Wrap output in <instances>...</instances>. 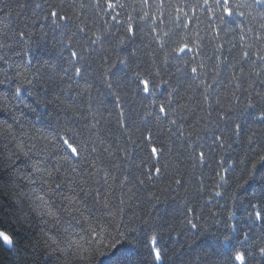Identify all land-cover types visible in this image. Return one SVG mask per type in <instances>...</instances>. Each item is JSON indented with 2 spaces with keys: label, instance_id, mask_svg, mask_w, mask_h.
<instances>
[{
  "label": "snow or ice",
  "instance_id": "6c2138e0",
  "mask_svg": "<svg viewBox=\"0 0 264 264\" xmlns=\"http://www.w3.org/2000/svg\"><path fill=\"white\" fill-rule=\"evenodd\" d=\"M90 6L98 14L110 17L116 31H111L112 25L108 20L104 21L106 27L103 33L91 31L85 23L87 17L84 13V0H67V7L65 0H59V3L43 0L34 5L31 25L33 28L38 25L41 40L47 37L45 28L49 26L48 22L54 29H61L68 24L75 28L67 36L61 31L60 39L56 41L60 45L61 59L68 65L60 67L61 81L65 77L70 81L73 79L69 76L70 70L74 77L83 78L90 66L80 63L85 61L86 55L91 57L98 51L107 50L123 51L130 41L135 40L137 33H143L146 27V35L149 37V42L145 45L149 49L146 53L148 67L142 68L137 64L138 70L132 73L137 94L142 93L145 99H149L153 109L145 111L142 119L145 123L149 119L167 123L169 139L180 138L181 147L190 150L188 158L193 162V168L196 165L210 167L209 159L215 149L225 148V138L222 134H215L209 125V118L216 112L218 120L225 123L232 120V110L241 102L238 93L244 94V108L259 109V120L264 122V91L255 87L258 83L264 85V0H195L190 4L186 0H168L167 4L165 0H139L137 4L133 0L131 5L122 3L121 0H90ZM27 7L28 4L16 0L15 9L20 10L16 15L19 17ZM117 8H131V11H125V18L120 19L121 12L116 11ZM15 9L8 4L0 7V68L3 69L0 72V168L10 180L15 178L16 185L26 184L29 188L28 193H22L14 201L21 225L26 230H38L34 233L35 242L29 241L25 247L40 248L46 258L57 257L59 264H97L98 257L107 260L108 264H128L120 246L128 241L130 233L137 230L136 227H130L137 217L133 213L125 221V202L122 197L119 198V206L113 207V186L117 181L121 189L126 185L144 186L146 181L152 182L155 178L165 176L169 164L167 161L161 163V158L171 154L172 148L169 147L166 153L163 143L157 147L151 130L146 128L147 134L142 135L141 139L151 144V164L141 161L137 168H146V171L142 170L139 175L129 172L120 179L105 168L104 156L114 157L116 153H122V158L130 159L128 149L121 147L118 141L113 145L101 137L100 121L97 114L91 112V106L88 115L81 117L88 122L78 130L64 127L54 129L48 135L38 129L39 136L30 135L34 125L28 120V112L34 109L24 103V94L39 89L46 96L51 77L46 79L41 68H55L56 65L51 59L42 63L37 61V65H33V33L15 29L6 23ZM35 10H42V15L37 16ZM201 14L207 21L205 30H211L213 40L219 39L223 32L225 36H232L231 40L226 41L229 53L239 49L236 55L225 56V44H215L214 51L219 54L215 56L211 83L207 80L209 73L203 71L206 67L204 60L197 61L204 48L199 30ZM193 25L194 27H190ZM24 27H29L27 21ZM181 30L185 34L180 35L179 40H173L170 45L169 41ZM78 34L86 37L83 44L75 39ZM106 41L108 49L104 47ZM20 45L23 47L17 51ZM65 50L69 54L67 58L62 56ZM157 53H160L159 59ZM136 55L137 49L133 48L129 55L121 56L117 53L115 60L109 55L100 56L103 83L113 95L118 109V126L125 136V142L133 145L137 143L132 139L131 130L134 125L126 117L121 104L119 90L123 81L116 69L117 65L129 68L130 57ZM185 56L188 58L185 59ZM13 57L20 62L15 63ZM173 61L176 62V73H182L195 82L188 84L184 95L180 92V77L177 76V86L173 87L171 74L169 78H164L161 72V65L167 67ZM222 67L231 70L229 84L232 90L224 97L212 95V90L221 83L219 77ZM201 76L205 78L201 79ZM66 87L71 89L72 83H68ZM91 87L90 83H85L86 90ZM56 99L59 100V97ZM76 115L79 117L80 113L77 112ZM213 124L219 129L218 123ZM240 130L241 125L236 123V135L240 134ZM247 143L250 146L256 145L249 149L253 154L251 157L248 152L239 161L226 162L221 157L217 169H213V179L216 182L212 192L215 197L225 195L220 189H227L229 173L234 165H250V168L241 169L249 176L257 170V165L264 168V135L258 137L256 132H252L247 137ZM227 147L230 148L231 145L228 144ZM113 167L119 169L120 165ZM170 182L177 186L184 184L182 178L175 174ZM198 182L200 191H203V177ZM247 183L245 180L244 184ZM236 187L240 188L242 185L237 184ZM154 198L159 202V197ZM252 198L256 202L249 204L247 215L250 219L264 223V189H261L259 196L254 191ZM232 199H235L234 192ZM233 216L234 213H228L229 219ZM201 218V213L195 207H186L184 219L180 221L182 230L202 232L205 225L199 223ZM140 223L151 229L147 241L153 264H167V252L160 246V236L156 231L158 226L152 223L151 213L141 219ZM225 227L233 232L236 230L235 223L226 224ZM19 235V232L0 230V246L9 250L16 248L21 243L17 239ZM179 235L180 232H177V236ZM222 239L226 243L232 237L224 235ZM248 239L249 233L244 232L243 239L238 244L242 246ZM217 243H220L219 239ZM259 253L264 255V246L259 247ZM250 255L251 252L246 253L237 247L228 253L222 264H247L246 257ZM199 260L197 257L194 264H199Z\"/></svg>",
  "mask_w": 264,
  "mask_h": 264
},
{
  "label": "trees",
  "instance_id": "16d2710c",
  "mask_svg": "<svg viewBox=\"0 0 264 264\" xmlns=\"http://www.w3.org/2000/svg\"><path fill=\"white\" fill-rule=\"evenodd\" d=\"M21 2L28 4V7L18 17L16 12L20 10L15 9L16 0H0V7L8 4L15 9L10 20L6 21V23H9L15 29L33 33L31 54L34 66L37 65V61L42 63L44 60L49 59L56 65L55 68H41V72L46 79L51 77V82L48 86L49 91L46 96L39 89L24 94V103L34 109V111L28 112V120L34 125L29 132L30 135L39 136L40 132L37 131L38 129L43 130L44 134L48 135L54 129L64 127L78 130L84 123L88 122L81 117L88 115L89 106H91V112H95L97 119L100 121L101 137L113 145L118 141L121 147H127L128 149L130 159L122 158V153H116L114 157L104 156L105 168L109 169L111 174L118 176L120 179L129 172L139 175L142 170L146 171V168H137L141 161L151 164V144L145 143L141 139L142 135L147 134L146 128L151 130L157 147L163 143L166 147V153L169 147L172 148L171 154L161 158V163L167 161L169 164L168 172L165 176L155 178L152 182L146 181L144 186L136 185L133 187V185H126L121 189L118 181L113 186L114 190L111 198L113 207L119 206L118 201L122 197L125 202L123 205L125 208V221L132 217L133 213L137 217L134 223L130 225V227H136L137 229L128 236V241H131V243L126 241L120 246L123 258L128 264H153L152 257L149 255L147 241V236L151 229L140 223L141 219L149 216V213H151L152 223L158 226L156 231L160 236V246L167 252V264H190V262L194 264L197 257L200 258L199 264H222L228 253L237 247H240L246 253L251 252V255L246 257L247 264H264V255L259 253V247L264 246V223L250 219L247 215V211L250 210L249 204L256 202L252 198L253 192L255 191L256 195L259 196L261 189H264V168L257 165V170L249 176L242 172L241 169L250 168V165L236 164L229 173L230 179L227 189H220L225 192V195L215 197L212 192L216 182L213 179V169H217L221 157L228 162L239 161L246 152L249 153L250 157L253 155L249 152V149L256 147V145L250 146L247 143L248 135L252 132H256L258 137L264 135V122L260 121L258 117L259 109H245L243 106L244 94L238 93L241 102L233 108L231 113L232 120L227 123L220 121L216 112H213L209 118V125L213 128L215 134L223 135L226 140V146L225 148L217 147L215 149L209 159L210 167L196 165L193 168V162L188 158L190 150L181 147L182 140L180 138L169 139L167 123L158 122L154 119H149L145 123L142 119L145 111H152L153 109L149 99H145L142 93L137 94L132 73L138 70L137 64H140L142 68L148 67L146 53L149 49L145 45L148 44L149 37L146 35L148 31L146 27L143 33H137L135 40L130 41L123 51L120 49L115 52L107 50L104 52L98 51L92 54L91 57L86 55L85 61L80 63L81 65L90 64V66L84 73L83 78L74 77L70 70L69 76H72L73 79L70 81L68 77H65L61 81L59 79L62 75L60 67H67L68 65L64 59H61V54L59 53L60 45L56 41L60 39L61 31L67 36L70 31H75V28L72 24H68L61 29H54L48 22L49 26L45 28L47 37L41 40L39 38L38 25L33 28L30 18H34L35 3H42L43 0H21ZM48 2L59 3V0H48ZM121 2L131 5L133 0H121ZM136 2L138 4L139 0H136ZM186 2L190 4L194 3L195 0H186ZM84 3V13L87 17L85 23L89 25L91 31L103 33L106 27L104 24L105 20H108L112 25L111 31H116V26L114 22L110 21V17L98 14L96 9L90 6V0H84ZM165 3L167 4L168 0H165ZM65 4L67 7V0H65ZM152 10L154 11L155 9ZM116 11L121 12L119 18L124 19V12L131 11V8L127 10L117 8ZM35 13L37 16L42 15V10H35ZM26 21L29 24L27 29L24 27ZM206 24L207 21L201 14L199 30L200 36L203 37L202 44L204 48L201 56L197 57V61L200 59L204 60L206 67L203 71L209 73L207 80L211 83L213 66L216 63L215 56L219 54L214 51L215 44H225L223 49V55L225 56L236 55L239 49L237 48L230 54L228 51L229 45L226 41L231 40L232 36H225L222 32L219 39L213 40L211 30H205ZM140 27H144V25H140ZM190 27H194V25ZM121 32H123V28H121ZM90 34L91 32H89ZM184 34L183 30L177 31L176 35L169 41V44L171 45L173 40H179V36ZM142 36L143 39H141ZM75 39L79 40L81 44L86 41V37L80 34ZM20 47H23V45H20L17 51H19ZM104 47L108 49L107 41ZM133 48L137 49V55L136 57H130L129 68L117 65L116 71L119 78L123 81L119 94L126 117L134 125L131 132L132 139L137 142L135 145L125 142V136L122 135L118 126V109L115 107L113 95L103 83L101 75L103 68L100 61L101 55H109L111 59L115 60L117 53L121 56L129 55ZM152 48L154 49L155 45ZM68 55L67 50L62 53L64 58H67ZM159 56L160 53H157L158 59ZM209 57L212 59H208ZM187 58L185 56V59ZM13 61L15 63L20 62L15 57H13ZM187 70H190V68ZM2 71L3 69L0 68V72ZM220 71L219 80L221 83L215 86L212 90V95L224 97L232 90L229 84V73L231 70L222 67ZM161 72L164 78H169V74H171L170 79L173 87L177 86V76L180 77L181 95L185 94L184 89L188 84L195 83L190 77L182 73H176L175 61L171 62L167 67L161 65ZM204 78L201 76V79ZM68 83H72L71 89L66 87ZM85 83H90L92 85L91 89L86 90ZM255 87L264 91V85L258 83ZM57 96L59 100L56 99ZM197 98L199 99V90L197 91ZM77 112L80 113L79 117L76 115ZM198 114L203 115V113ZM37 117L42 119H37ZM213 122L219 124V129L215 128ZM236 123L241 125L239 135L235 133ZM228 144L231 145L230 148L227 147ZM205 150H207V144L205 145ZM116 164L120 165L119 169L113 167ZM173 174L180 176L184 184L177 186L171 183ZM0 177H2L0 178V230L10 231L11 233L19 232L20 235L17 239L21 241L16 248L11 250L0 246V264H59L57 257L46 258L40 248L25 247V245L29 244V241L35 242L36 235L34 233L38 230H26L25 226L21 225L16 215L17 209L14 201L22 193H28L29 188L26 184L16 185L14 183L15 178L10 180L2 168H0ZM200 177H203V191H200V183L198 182ZM245 180L248 181L247 184H244ZM109 183H112L111 179ZM237 184L242 185V187L237 188ZM233 192L235 193V199H232ZM149 193L152 195L150 196ZM154 197H159V202ZM188 206L195 207L197 212L201 213L202 218L199 223L205 225L202 232L182 230L180 221L184 219L185 208ZM229 212L234 213L231 219L228 217ZM213 213H216V215L213 216ZM216 221H219V223ZM232 223L236 225L235 232L225 227L226 224ZM177 232H180L179 236H177ZM244 232L249 233V239L241 246L238 241L243 239ZM224 235H229L232 239L225 243L222 239ZM218 239L220 243H217ZM97 264H108V261L98 257Z\"/></svg>",
  "mask_w": 264,
  "mask_h": 264
}]
</instances>
